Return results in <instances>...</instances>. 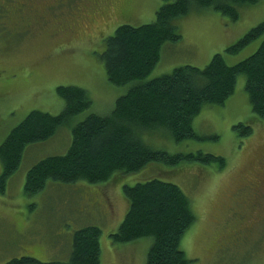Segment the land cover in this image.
Segmentation results:
<instances>
[{"label": "rangeland", "instance_id": "obj_1", "mask_svg": "<svg viewBox=\"0 0 264 264\" xmlns=\"http://www.w3.org/2000/svg\"><path fill=\"white\" fill-rule=\"evenodd\" d=\"M109 1L65 0L57 6L59 0H0V146L31 111L61 113L65 101L58 86L84 88L92 100L89 111L50 140L27 148L6 192L0 193V264L23 256L67 262L74 232L88 225L102 230L100 264H147L151 237L115 243L111 235L128 211L124 185L153 178L177 184L191 200L197 220L181 241L190 264H264V121L252 109L245 75L239 76L225 104L206 105L193 119L200 139L176 142L165 129L141 135L153 149L222 156L224 169L218 164L151 163L101 184L49 181L35 195L25 192L27 173L35 164L67 153L76 123L91 112L109 115L134 84L117 86L107 78L100 58L105 39L120 25L154 22L166 2L113 0L123 9H114L115 14L100 10L109 9ZM262 21L264 0L241 6L237 20L212 7L194 6L175 21L182 37L163 46L146 80L183 65L204 68L217 53L235 65L255 53L264 37L234 55L226 49ZM239 124L251 127L252 134L245 136L242 128H235ZM2 171L0 162V175Z\"/></svg>", "mask_w": 264, "mask_h": 264}, {"label": "trees", "instance_id": "obj_2", "mask_svg": "<svg viewBox=\"0 0 264 264\" xmlns=\"http://www.w3.org/2000/svg\"><path fill=\"white\" fill-rule=\"evenodd\" d=\"M64 1L59 0L57 6ZM258 1L166 0L154 22L140 26L120 25L105 39L106 46L100 58L110 82L117 86L134 84L117 99L109 115L91 112L76 123L67 153L47 157L35 164L27 173L25 192L35 195L44 190L49 181L101 184L140 171L151 163L218 164L224 169L226 160L222 156L201 151L171 153L153 149L141 135L165 129L176 142L200 139L193 128V119L206 105L225 104L234 94L240 75L246 76V91L254 113L264 121V40L255 53L235 65L227 64L223 54L217 53L204 68L183 65L170 74L151 80L146 78L158 64L163 46L181 39L175 21L187 16L194 6L212 7L237 20L241 6ZM108 3L110 10L105 7L100 10L121 9L115 7L113 0ZM261 37H264V21L229 46L226 52L237 54ZM57 93L65 101L61 113L31 111L0 146L3 168L0 193L6 192L10 177L21 166L30 145L50 140L61 127L92 107V100L84 88L61 85ZM235 128H242L245 136L252 134V128L244 124ZM124 193L129 207L118 231L111 235L113 241L130 243L151 237L153 242L147 264H190L181 241L197 218L184 191L175 183L153 178L135 185L125 184ZM101 234L102 230L95 225L77 229L67 262H41L23 256L5 264H100Z\"/></svg>", "mask_w": 264, "mask_h": 264}, {"label": "flooded vegetation", "instance_id": "obj_3", "mask_svg": "<svg viewBox=\"0 0 264 264\" xmlns=\"http://www.w3.org/2000/svg\"><path fill=\"white\" fill-rule=\"evenodd\" d=\"M87 4H89V3H87ZM72 30H74V28H73ZM72 32H73V31H72Z\"/></svg>", "mask_w": 264, "mask_h": 264}]
</instances>
